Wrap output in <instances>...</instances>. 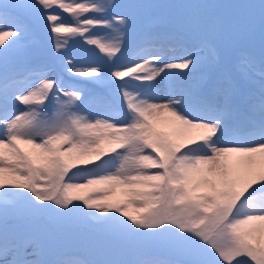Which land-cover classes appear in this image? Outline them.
<instances>
[{
  "label": "snow or ice",
  "instance_id": "obj_1",
  "mask_svg": "<svg viewBox=\"0 0 264 264\" xmlns=\"http://www.w3.org/2000/svg\"><path fill=\"white\" fill-rule=\"evenodd\" d=\"M0 264H264V0H0Z\"/></svg>",
  "mask_w": 264,
  "mask_h": 264
},
{
  "label": "rangeland",
  "instance_id": "obj_2",
  "mask_svg": "<svg viewBox=\"0 0 264 264\" xmlns=\"http://www.w3.org/2000/svg\"><path fill=\"white\" fill-rule=\"evenodd\" d=\"M117 3H124L127 0H115ZM155 3H177V2H190V0H152ZM67 15V14H65ZM153 21H155V26L165 27L163 23L165 16L163 11L153 13ZM70 55L78 60L86 61L88 63L95 64L98 57L86 49H90L92 46L81 45L80 43H75L70 46ZM54 51V41H50L48 35L42 32H37L33 35L30 40L29 45V59L33 63H38L44 58L49 49ZM103 55V54H100ZM183 71V70H177ZM82 77L70 78L68 76L64 77L65 85L71 87H87L93 89L94 91H100V89H95L93 85H81L79 81L83 80ZM257 79H259V74L257 73ZM40 231L43 233L44 239L43 243L46 251H50L54 255H60L63 253H72L75 251H83L85 239L87 235V230L81 228L77 225H65L60 228H50L47 224L40 226Z\"/></svg>",
  "mask_w": 264,
  "mask_h": 264
}]
</instances>
